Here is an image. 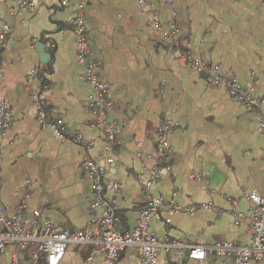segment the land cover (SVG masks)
Masks as SVG:
<instances>
[{
  "label": "crops",
  "instance_id": "crops-1",
  "mask_svg": "<svg viewBox=\"0 0 264 264\" xmlns=\"http://www.w3.org/2000/svg\"><path fill=\"white\" fill-rule=\"evenodd\" d=\"M16 1L0 0V31L3 24L11 31L0 50V96L11 113L9 128L0 131V199L9 216L25 206L23 217L39 211L41 222L51 220L59 228L94 225L93 181L81 164L85 158L104 164L107 153L104 134L87 108L92 89L76 58L73 7L31 0L32 8L18 10ZM85 1L91 55L107 84L106 114L117 123L114 162L105 177L119 186L106 185L105 194L121 231L135 226L145 201L142 182L149 177L154 132L171 121L175 127L152 187L163 204L149 229L160 241L183 246L180 257L177 248H161L156 264H231V257L208 249L202 261L190 259L189 247L251 243L246 195L264 196V131L258 110L209 85L188 66L184 52L218 65L246 92L264 99V0ZM153 13L162 23H176V49L162 48ZM45 68L48 82L41 89L39 70ZM36 94L48 117L80 140L40 125ZM170 203L180 209L171 210ZM92 249L72 244L59 264H108L102 253L91 255ZM11 252L0 251V264H11ZM20 256V264H47L45 252L33 245ZM137 262L136 247L117 252L115 264Z\"/></svg>",
  "mask_w": 264,
  "mask_h": 264
},
{
  "label": "built area",
  "instance_id": "built-area-1",
  "mask_svg": "<svg viewBox=\"0 0 264 264\" xmlns=\"http://www.w3.org/2000/svg\"><path fill=\"white\" fill-rule=\"evenodd\" d=\"M139 2L142 4L143 0H139ZM164 2L172 4V0H164ZM33 6L31 0H17L15 8L21 10ZM60 6L63 8L73 7L71 22L75 35L76 58L78 63L83 66L84 80L92 89L88 96L87 108L93 117V124L103 132L105 139L104 152L107 154L103 157L104 164H101L99 160L89 158H85L81 164L86 176L93 181L90 207L93 211L92 216L95 224L87 225L84 228H59L51 220L41 222L39 211H34L31 219L23 217L22 210L25 206L21 207L22 210L18 209L16 214L9 216L5 213L0 199V251L10 247L12 251L11 264H20L21 253L31 245L36 251L45 252L47 264H59L66 250L72 244H92L91 255L102 253L108 264H115L117 252L128 246L137 248V264H156L157 254L164 247L177 248L176 254L180 257L182 243L160 241L149 229V222L159 218L160 207L163 204V199L152 192V187L160 178L161 162L168 148V136L175 125L168 121L154 132L155 148L150 156L149 177L142 182L145 189V201L138 210L135 226L130 231L122 232L114 206L105 194L106 185L115 189L119 186L114 179L106 180L105 177L107 166L114 162V157L110 153L113 152L117 139V123L107 117L106 108L109 105L105 98L107 84L99 78L100 64L91 55L85 23L87 3L85 0L74 2L72 0H60ZM151 25L155 29L163 49L170 51L178 47L179 31L173 20L162 23L159 16L153 13ZM10 32V27L3 24L0 31V50L6 46L10 39ZM184 57L191 69L204 74L209 85L224 88L229 95L244 106L258 110L260 113L258 126L264 131L263 98L246 92L235 77L222 73L218 65L192 57L188 51L184 52ZM33 99L37 106L40 125L53 130L62 138L81 139L79 135L71 134V131L61 122L53 121L48 117L47 110L41 107L39 103V95H34ZM10 122L9 105L0 96V131H6ZM1 161L0 147V164ZM246 199L249 204L248 220L253 232L251 243L240 245L236 242H222L209 247L191 245L188 252L190 259L202 261L206 256L207 249L208 251H215L220 256L231 257V264H247L252 259L256 261L264 259V196L252 191L246 195ZM169 207L171 210L180 209L173 203H170ZM204 207L209 208V205Z\"/></svg>",
  "mask_w": 264,
  "mask_h": 264
},
{
  "label": "trees",
  "instance_id": "trees-1",
  "mask_svg": "<svg viewBox=\"0 0 264 264\" xmlns=\"http://www.w3.org/2000/svg\"><path fill=\"white\" fill-rule=\"evenodd\" d=\"M48 72L49 71L47 68L39 70V75L41 77V84H40L41 89H43L44 85H47L48 79L46 78V75Z\"/></svg>",
  "mask_w": 264,
  "mask_h": 264
}]
</instances>
